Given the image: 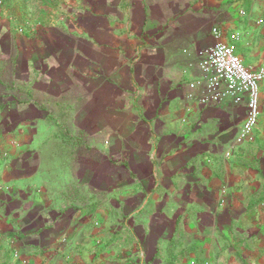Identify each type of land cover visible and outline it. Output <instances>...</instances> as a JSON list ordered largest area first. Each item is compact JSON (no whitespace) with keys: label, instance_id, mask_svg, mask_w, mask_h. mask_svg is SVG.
I'll use <instances>...</instances> for the list:
<instances>
[{"label":"crops","instance_id":"0c3cea01","mask_svg":"<svg viewBox=\"0 0 264 264\" xmlns=\"http://www.w3.org/2000/svg\"><path fill=\"white\" fill-rule=\"evenodd\" d=\"M52 1L41 22L0 7V105L13 110L14 143H71L78 151L62 178L91 196L110 180L104 191L117 201L102 206L135 228L179 215L204 228L243 202L258 211L264 143L237 147L232 162L222 156L244 106H202L187 95L213 27L224 39L238 32L236 53L258 67L239 50L264 51V0ZM259 97L264 126V82Z\"/></svg>","mask_w":264,"mask_h":264},{"label":"rangeland","instance_id":"374dc122","mask_svg":"<svg viewBox=\"0 0 264 264\" xmlns=\"http://www.w3.org/2000/svg\"><path fill=\"white\" fill-rule=\"evenodd\" d=\"M13 1L0 0L4 13L32 12L39 22L56 7L52 0ZM18 23L27 26L25 17ZM240 37L227 35L235 48ZM240 49L248 63L264 66V51ZM12 112L0 105V264H264L263 194L254 203L258 211L244 202L239 210L227 204L224 220L216 214L204 228H188L182 215L151 229L135 228L129 216L102 206L117 201L104 191L113 188L110 180L100 181L101 190L91 196L73 178H62L61 168L70 167L65 161L78 151L71 143H14ZM260 123L243 135L241 122L222 153L226 163L237 147L264 143ZM259 186L264 190V181Z\"/></svg>","mask_w":264,"mask_h":264},{"label":"built area","instance_id":"2783aa9c","mask_svg":"<svg viewBox=\"0 0 264 264\" xmlns=\"http://www.w3.org/2000/svg\"><path fill=\"white\" fill-rule=\"evenodd\" d=\"M241 14H244L241 12ZM212 47L198 53L199 77L188 84L187 97L202 106L230 101L244 106L243 135L250 133L260 116V85L264 82V66L246 67L233 41L224 39L218 27L211 29Z\"/></svg>","mask_w":264,"mask_h":264}]
</instances>
